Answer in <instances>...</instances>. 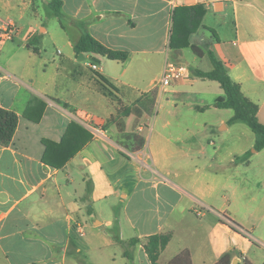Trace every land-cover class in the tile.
<instances>
[{
    "label": "crops",
    "instance_id": "1",
    "mask_svg": "<svg viewBox=\"0 0 264 264\" xmlns=\"http://www.w3.org/2000/svg\"><path fill=\"white\" fill-rule=\"evenodd\" d=\"M52 1L0 0V29H20L0 42V107L18 115L0 143V264H153L148 237L168 233L160 264H264V149L196 74L213 52L264 123V0H59L61 19ZM174 16L190 46H170ZM85 30L128 58L80 60ZM169 61L192 76L162 85Z\"/></svg>",
    "mask_w": 264,
    "mask_h": 264
},
{
    "label": "trees",
    "instance_id": "2",
    "mask_svg": "<svg viewBox=\"0 0 264 264\" xmlns=\"http://www.w3.org/2000/svg\"><path fill=\"white\" fill-rule=\"evenodd\" d=\"M50 7L54 15L60 19L62 17V4L59 0H53L50 2ZM177 18L173 19L172 35L170 38L171 47H186L190 46L188 39H177L175 32H178L176 23ZM193 51L198 56H203L204 52L196 45H192ZM76 51L78 54L84 52H93L109 59L126 60L129 56L128 51L114 50L107 47L101 41L92 36L88 31H84L80 42L76 45ZM211 61L213 63V69L209 71L197 70L196 74L202 78L216 80L220 83L224 90V96L216 99L214 106L218 108H232L234 110L233 117L229 120L230 124L236 122H245L255 134L254 151H260L264 149V123L259 118V105L247 98L241 88V85L235 82L229 75L226 66L220 60H218L213 52L209 53ZM43 108L39 111L38 117L35 120L41 118ZM18 125V115L14 111L0 107V143L8 144L14 135ZM48 150L50 147L57 145L56 143L45 139ZM253 151H249L246 158H249ZM49 155V154H48ZM46 162L52 161L46 156L44 158ZM171 239V234H155L148 237V241L145 244L146 252L153 264H160L158 262L161 251L167 246ZM138 239H132L129 244H135ZM125 255L130 257L129 250L126 249ZM169 264H192L191 256L188 250H184L172 259ZM219 264H230V256L225 255L220 260Z\"/></svg>",
    "mask_w": 264,
    "mask_h": 264
},
{
    "label": "built area",
    "instance_id": "3",
    "mask_svg": "<svg viewBox=\"0 0 264 264\" xmlns=\"http://www.w3.org/2000/svg\"><path fill=\"white\" fill-rule=\"evenodd\" d=\"M20 29L14 24L5 25L0 29V42L13 39ZM93 68H96V65H92ZM192 76L189 66L185 63H178L174 61L167 62L163 76L161 79L162 85H170L173 82H176L181 79H188Z\"/></svg>",
    "mask_w": 264,
    "mask_h": 264
},
{
    "label": "rangeland",
    "instance_id": "4",
    "mask_svg": "<svg viewBox=\"0 0 264 264\" xmlns=\"http://www.w3.org/2000/svg\"><path fill=\"white\" fill-rule=\"evenodd\" d=\"M47 51L49 52V54L52 53V52L54 51L53 48L50 46V44L47 45ZM187 53H188V52H187ZM189 53H192L191 50H190ZM189 53H188V54H189ZM189 55H190V54H189ZM171 60H172V57H171ZM262 227H263L262 224H259V228H260V229H263ZM261 255H262V252H259L258 256L260 257Z\"/></svg>",
    "mask_w": 264,
    "mask_h": 264
},
{
    "label": "water",
    "instance_id": "5",
    "mask_svg": "<svg viewBox=\"0 0 264 264\" xmlns=\"http://www.w3.org/2000/svg\"><path fill=\"white\" fill-rule=\"evenodd\" d=\"M79 59H80V60H83V59H84L83 53H80V54H79Z\"/></svg>",
    "mask_w": 264,
    "mask_h": 264
}]
</instances>
